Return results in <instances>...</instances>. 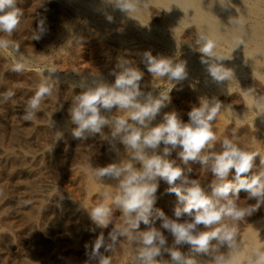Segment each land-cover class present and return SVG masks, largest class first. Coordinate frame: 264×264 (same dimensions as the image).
Returning a JSON list of instances; mask_svg holds the SVG:
<instances>
[{"label": "clouds", "instance_id": "obj_1", "mask_svg": "<svg viewBox=\"0 0 264 264\" xmlns=\"http://www.w3.org/2000/svg\"><path fill=\"white\" fill-rule=\"evenodd\" d=\"M105 2L131 18V13L147 10L150 4V0ZM17 4L18 0H0V51L8 50L14 61L11 71L21 73L29 60L20 53L19 43L11 39L23 15ZM227 4L230 0L223 5ZM107 18L111 22L112 17ZM44 31V21L40 20L32 39H40ZM241 44L239 41L238 46ZM216 47L217 41L207 32L198 33L195 50L201 53V63L207 66L215 82L230 84L235 79L234 72L222 63L230 58L218 54ZM142 62L153 80L167 81L172 87L160 90L158 95L144 91L141 85L144 72L133 61L121 58L117 65L120 71L113 72L112 83L94 79L86 87L81 84L84 90L72 97L68 109L70 121L75 125L71 131L74 139L101 134L112 147L117 141L122 144L126 153V158L118 162L102 167L88 165L93 178L101 182L109 177L117 182L111 185L114 191L102 192L99 203L85 208L97 227L112 226L107 237L101 232L90 245H85L89 260L112 264L111 254L125 240L133 253L129 264H264V245L245 241L238 227L264 206V155L236 143L235 132L233 138L224 137L216 149L218 137L213 122L224 107L217 97L201 98L199 106L188 112L187 122L172 111L154 124L171 102L173 82L187 78L186 62L154 56L151 51L142 54ZM57 71L54 66L42 70L43 79L24 107L23 120H35L42 103L52 96L58 85V79L53 77ZM246 91L254 99L256 117L264 116V94H258L255 88ZM14 95L7 90L0 94V102ZM105 127L110 129V135L102 132ZM56 133L55 141L63 136L59 131ZM177 148L178 160L171 159ZM193 163L211 175L209 182L190 177ZM160 180L167 183L166 191L177 197L171 217L155 207ZM242 190L248 194L244 200L239 196ZM250 200L255 203L249 204ZM117 212L119 221L115 222ZM141 224L147 228L141 230ZM165 232L173 238L171 246ZM183 245L189 246L187 253L180 250ZM165 254L170 259H165ZM201 256L205 259L198 258Z\"/></svg>", "mask_w": 264, "mask_h": 264}, {"label": "rangeland", "instance_id": "obj_2", "mask_svg": "<svg viewBox=\"0 0 264 264\" xmlns=\"http://www.w3.org/2000/svg\"><path fill=\"white\" fill-rule=\"evenodd\" d=\"M38 1H40V0H24V1L20 0V2L18 3L17 6H19V8H21L22 12H23V15L21 17V23L19 26L21 29L18 28V30L11 37V39L14 40V38H15L16 39L15 41L17 43H19L20 53L23 54L25 57H27L29 60V64H28V67L26 68V70L21 72V73H15V72L11 71V65L14 62L11 58V55H9L8 50L0 51V86H1L0 87V92H1L0 94H3L7 90H12L15 93V95L12 99H10L8 101H3L0 103V122H1L0 123V126H1L0 127V175H1L0 176V184H1L0 185V189H1L0 190L1 191L0 192V201L1 200L2 201H4V200L8 201V203L5 204L3 207L1 205L2 208H0V210L2 211V209H3V210L7 211V214L9 215V218L11 221V222L9 221V224H10V226H12V224H14V227H15V228H12L14 230H12V234L10 236L11 238L6 240L8 243L6 241H4V242L0 241V246H1L0 247V259H1L0 264H8V263L9 264H78V263L79 264H86V262H88V264H96V262L89 260V256L86 254L85 245L86 244L90 245L91 242L94 241L96 239V237L101 232H103L104 235L107 237V234H108L109 230H111L112 226L110 225L109 228H107L108 231H107V229H102V228L100 229L99 227H97L92 221H90L91 219L89 218L88 212L86 211L85 207L88 205V208L90 209L92 206H94L95 204H97L101 201L100 195L102 194V191L100 192L98 187L102 188L104 190L103 192L111 191V190L106 188V187H108V185L106 186L105 184H100L97 188H95L96 185L93 186L92 183L93 182L95 183L96 181L98 183L100 182L99 180H97L95 178H92V181H90L87 184L84 183V182H88V180L87 181L85 180V179H88L87 177H88V174L90 172L88 170V165L91 164L93 167H102V166L109 164L110 162L111 163L112 162H118L119 160L126 158V153L124 150V146L122 144L120 145V143L117 141V142H115V147H112V146H110L109 141L105 140L101 134H89L86 139H79V140L74 139L72 134H71V131L75 127V125L72 124L70 121L68 109L71 106L70 103H72L71 98L84 90V88H82L80 86L81 84L79 83L78 80L80 78H82L85 73L91 72V73H95V74H99V75L103 76L107 83H112L115 79L113 72L114 71L115 72L120 71V69L117 66L118 65L117 61L121 59L120 57L133 61L134 66L138 67L139 70L142 69L141 71H143V72L145 71L143 80L141 81V85H142V88L144 91H146V92L152 91L153 95H158L160 90L161 91L168 90L169 88L172 87V85H171V83H169L167 81L153 80V77L151 76L150 73L147 72L146 66L142 62V54L145 51H151L152 54L155 56L160 55V56L166 57V55L168 54L167 55L168 58H172L177 62L186 61V71L188 73V75H187L188 78H186V79H184L178 83L173 82L175 84V87H173V89L169 93V95L171 97V102L167 105V107L162 109L161 114L158 115L156 120L153 122L154 124L161 122L163 115L165 113L172 112V111L177 112L179 118L182 121L185 120L184 122H187L189 120L188 112L192 109L193 106H199L201 98L217 97L222 102L224 107L221 110L220 114L218 115L219 120L217 121V119H218L217 118L213 122V131L215 132V134L218 137V140L216 143V149L217 150L219 149L220 142L222 141V139L224 137L233 138L232 134H233V132H235L236 135L234 137V140L236 143H238L239 145H241L243 147H246L250 151H257V152L261 153V155H264V140H263V138H264V134H263L264 133V116L256 117L257 113L255 111H253V109L251 110V108H249L248 99L246 98V97H248L246 90L253 88V87L256 90L258 88V90H257L258 94H264L263 93L264 92V80H263L264 75L259 73V71L257 70V66L255 64H253L252 62H249L248 58H246L247 59L246 60L245 57H243V56H238V55L232 54L233 58L239 64H243V65H241V71L240 72H242V73L244 72V73L243 74L237 73L234 75V77L236 76V78L234 79L233 86H230L231 87V88L229 87L230 89L228 87L226 88L227 91L229 90L228 92L226 91V89H223V90H225V92L223 90H220V92L217 93L218 89L211 86L212 84H209L208 76L205 77V75H203V74H198L199 75L198 76V75H196L197 73H195V74L189 73V71H188L187 64L191 60H194V58L196 60V57H197V59H199V57L201 56V53H199L198 51L195 50V40H196V37H197L199 31L197 29L195 30L193 25L190 24L189 26H186L184 28V30L181 29L180 32H178L177 30H172L170 27L165 26L163 24L162 19L158 15H156V13H155V12H157L156 11L157 9L154 6L150 5L153 9L149 6V9H147L146 14H148L147 16L151 19L150 21L152 22V24L154 23L155 26H149V25H146V24L141 22L137 25L138 26V28H137V26H135V25L124 24L123 21L118 22V20H115V19L113 20L112 16H111L112 17L111 22L114 25H116V28H115V30L117 29L116 31L110 30V25L109 24L106 25V23H108L107 21L105 22V27L103 24L102 28L105 30L107 28L106 32L113 34L115 31L114 35H116V37H118V36L121 37V40H120L122 42V44H121V42L120 43H118L117 41L115 42L111 36L109 37L107 35H100L99 34L100 30L97 29L91 23L92 19L94 18V16L92 14H85V16H84V14L71 15L70 13H68V14L64 15L60 11H58V10H60V7L56 1L51 0L48 2L49 5H51V4L54 5L53 7L52 6L49 7L48 4H46L47 6L42 7V8L39 7ZM148 11H150V12H148ZM46 15H47V17H46ZM73 16H75V18H73ZM67 17H69L70 19ZM42 19L44 21L45 31L42 34L40 39H38V40L32 39L33 32L37 30L38 22ZM37 20H38V22H37ZM63 20H64V23H63ZM157 20L160 23L156 22ZM65 21H67V22L65 23ZM72 23H73V25H72ZM143 24L145 26H143ZM161 25L164 27H162ZM106 26H108V27H106ZM155 27H156V29H155ZM87 28H89V29H87ZM122 28H124V29L122 30ZM140 28L141 29L145 28V30H146V28H148V30L150 31L151 34L146 35L147 32L144 33L145 30H141ZM158 28H159V30H158ZM192 28H194V29H192ZM126 30L128 31V33ZM173 33H174V35H173ZM175 33L176 34L178 33V36ZM117 34H118V36H117ZM99 36L100 37L102 36V37L98 38ZM105 36L107 38H105ZM176 36H177V38H176ZM134 37H135V39H133ZM129 38H132V39H129ZM18 39H19V41H18ZM107 39H108V41L109 40L110 41L109 42L106 41ZM165 40H167L168 43ZM169 41L175 46H172V44ZM107 43H109V46L107 45ZM116 43H117V45H116ZM163 43H165V44H163ZM68 44H69V46H68ZM132 45H134L135 47ZM141 46L143 48H141ZM107 47H108V49H107ZM136 47H138V48L136 49ZM144 47L147 49H144ZM103 48L105 51L109 50V48H110V50H113V53H114V55H112V58L110 60H108L107 62L105 61V58L103 59V53H104ZM216 49L219 51H225L226 49H228V47L225 46V48H224V46L219 45L216 47ZM70 50H72V52H70ZM74 51H77V52H74ZM67 52H69V53H67ZM28 53H30V55ZM35 54L40 55L39 57H41V58H39L38 56H35ZM113 56H114V58H113ZM237 56L240 59L237 58ZM43 57H44V59H43ZM72 57H74V58H72ZM38 58L40 60H38ZM72 60L73 61L75 60L74 64L77 66L76 67L78 70L77 72L70 70V67L74 66ZM187 61H188V63H187ZM30 62H31V64H30ZM69 62L71 65H69ZM105 62L108 65V69L107 70H101L102 65L105 64ZM249 63H250V65H249ZM51 66H54L58 70V72H56L58 75H54V74H56V73H54L53 77L55 76L56 79H58L59 84L57 85L52 96L47 97L45 99V101L42 103L41 111H40V113L37 114L36 119L32 120V121H25L22 119L24 107L27 104L28 100L31 98V96L34 94L33 92H35L37 86L41 82L40 80L43 79L42 69H45V68L51 67ZM89 68H91V70ZM252 69H254V71H252ZM255 69L257 70V72ZM46 73H47V71H45V75H47ZM64 73L66 74V76ZM192 74H194V75H192ZM242 75L244 76V78ZM259 76H260V78H259ZM57 77H59V78H57ZM6 78H8V79H6ZM210 79H212V77ZM236 79H237V81H236ZM243 81H244V83H243ZM22 82H23V84H22ZM213 82H214V80H213ZM258 82H260V83H258ZM24 83H25V86H23ZM91 83H92V81L90 80L89 85ZM214 84H217V83L214 82ZM73 85H75V87H73ZM153 85L157 86V87H153ZM248 85H249V87H248ZM246 86L248 87L247 89H246ZM258 86L259 87L261 86L260 87L261 89H259ZM27 89H29V90H27ZM241 89H242V92H244V91L246 92V93L244 92L246 97H244V93H242V92L240 93ZM62 97H64V98H62ZM66 103L67 104L69 103V104L67 105ZM56 104H58V105H56ZM242 104H243V106H242ZM62 105H64V107L66 106L67 109L62 107ZM245 105H246V107H245ZM6 106L7 107L9 106V107L7 108ZM46 107H47V109H46ZM235 109H236V111H234ZM241 109L244 111H241ZM115 111H116V109H113V112H115ZM237 111H239V113ZM240 112H242V113H240ZM42 116H44V117H42ZM53 116L55 117V119L57 118V120H54ZM236 116H237V118H236ZM220 120L222 121L223 124L220 123ZM56 122L60 123V124H56ZM30 124L32 127L30 126ZM245 125H247V126H245ZM18 126L20 127V129L18 128ZM233 127H235V128H233ZM14 129L15 130L19 129L20 131L19 130L15 131ZM259 129H261V132L257 131ZM58 131H60L63 134V136L60 140L55 141L56 135H57L56 132H58ZM8 132H10V133H8ZM35 132L36 133L38 132V133L36 134ZM102 132L104 134L110 135V129L108 127H105L102 130ZM6 133H8V134H6ZM15 133L17 135L14 136ZM18 133L20 134L21 137L18 135ZM260 133H262L261 134L262 137H259ZM23 136H24V138H23ZM255 136L258 137V139H256ZM259 139H261V140H259ZM6 140H7V142H6ZM74 140H76V141H74ZM81 140H83V141H81ZM20 145H21V147H20ZM22 146L25 148H23ZM162 147H163V145H161V148ZM252 147L255 149H253ZM250 148H252V150ZM7 149H9V150H7ZM23 150H29V151H35L36 150V153L38 154V155L36 154L37 156L33 158L35 161L33 159L24 160L26 163L32 162L30 164L32 167V171L27 173V178H26L27 180L25 181L26 182L25 184L28 185V183H30V184H34V186H36V185L40 184L42 182V180H44L46 178H50L61 189L65 190V188H66L65 191L67 193H69V196L77 202L75 206H77L78 210L76 209L75 206L72 208L62 206L60 203H58V201L56 199V198H58V196L57 197L55 196L51 200L48 199L44 204L45 206L43 207V214H45V213L46 214L44 215L45 217L43 218V221L41 223L44 225L41 226V225H39V223L37 225H36V223H34V224H31V227H33L32 229L28 226L27 230L24 231V228L26 229V227L24 226L26 223L25 221L28 219H27V215H22V214H25V212H26V214H28L27 211L34 213L33 210H35V207L29 206V204L24 205L22 200L21 201L19 200V196L24 195V194H22L24 192V188H23V186H21L23 189H21V187L18 189L16 186H14V184H15L14 179L9 177L11 175L10 172L13 171L12 169L16 165V163L18 164V162L20 163L21 161L24 162L23 160H21L22 158H19V157H21V152ZM179 150L180 149L177 148L175 151H173L170 158L178 160L177 153ZM1 163H2V165H1ZM8 166H10V167H8ZM137 166H139V165H137ZM190 166L193 169L192 173L190 174L191 178H199L202 183H207V180H208V182H209V180H211V175L206 170L201 169V166L198 163H193ZM75 167H77V168L81 167V169L85 168L83 170L84 171L86 170L85 172H87L86 173L87 176L86 175H84L82 177L80 176L77 179L73 180V175L70 174L69 171L72 172L73 168H75ZM89 175H92V174L90 173ZM68 178H70V179H68ZM3 179H5V180H3ZM79 180H83V182L82 181L81 182L84 184H80L81 182ZM97 182H96V184H97ZM159 183H163V184H159L158 190L156 192L157 201H156L155 207L158 209H161L166 215L171 217L173 215L174 208L178 202L177 197L175 194H171V193H168L166 191L168 188V185L165 181L160 180ZM4 184L6 185V188H5ZM9 185H10V187H9ZM80 188H82V189H80ZM94 188L96 189L95 191H94ZM11 189H14V190H11ZM5 190H10L9 191L10 195H11L10 197L8 194L9 192L5 191ZM6 194H8V195H6ZM247 195H248L247 192H245L243 190L239 193L241 200H244L247 197ZM54 198H55L56 203L54 202ZM20 203H23V204H20ZM243 203L244 202L241 201V204H243ZM248 203L252 204V203H255V201L250 200V201H248ZM82 204H84V205H82ZM78 205L82 209L81 208L79 209ZM13 206L15 207V209L13 208ZM74 208L77 211H79L81 214H79V213L76 214ZM49 210L51 212L52 211L53 212L51 213ZM257 212H255L253 214V216L251 215V216L246 217L245 221L240 222L238 227H239V231H240V228H242L243 226L245 227L248 223H251L252 221H255L256 224L258 225L257 227H260L258 229H259V233H260L259 239H261L262 235H264V231H263L264 230V227H263L264 226V206H262ZM19 213H21V214H19ZM54 215L56 216V219H54L55 218ZM119 215H120L119 212H117L116 213L117 217H116L115 222L119 221V217H118ZM66 216H68V217L65 218ZM255 216H258V217H255ZM23 217H25V218H23ZM74 217L77 218L78 220L74 219ZM86 217H87V219H85ZM253 218H255V220ZM258 218H261V219L259 220ZM51 219H54V220H51ZM62 219L64 221H66V223H64V221H62ZM55 220H57V221H55ZM74 221H75V223H74ZM81 221L83 222V224ZM18 223H22V224H18ZM27 223H28V221H27ZM43 226L45 227V232L43 231ZM156 226L157 227L159 226L158 220L156 221ZM140 227H141V230H145L147 228V226H145L144 224H141ZM261 227H263V228H261ZM73 228H74V230H73ZM28 229H31V230L28 231ZM87 229H88V231H87ZM33 230H34V232H33ZM38 230L40 231V233ZM35 231H36V233H35ZM41 231H43L44 233ZM62 231H64V233ZM65 231L66 232L69 231V233H65ZM30 233H32V234L30 235ZM33 233H35V237H37L38 239L37 238L33 239V236H34ZM97 233H98V235H97ZM20 235H23V236L20 237ZM165 235L168 237V241H167L168 245L171 246L173 244V238L167 232H165ZM77 237H79L80 239ZM263 238H264V236H263ZM44 240H45V242H44ZM54 240H56V241H54ZM263 240L264 239L260 240L261 242L259 243V245H262V244L264 245ZM24 245H26V246H24ZM50 247H51V249H50ZM37 248H39V251ZM68 250H70V251H68ZM180 250L182 252L187 253L189 251V246L188 245L180 246ZM89 251H90V249H89ZM132 254H133L132 249H131V247H129L127 241L121 240L120 243L117 245L116 251L111 254L112 263L113 264H124V263L129 264L130 257L132 256ZM126 256H128V257H126ZM27 257H29V258H27ZM32 257H34V258H32ZM69 257H72V258H69ZM164 258L170 259V257L167 254L164 255ZM198 258L199 259H201V258L205 259L203 256L198 257ZM27 261L28 262L30 261V263H28ZM67 261L70 263H68Z\"/></svg>", "mask_w": 264, "mask_h": 264}, {"label": "bare ground", "instance_id": "obj_3", "mask_svg": "<svg viewBox=\"0 0 264 264\" xmlns=\"http://www.w3.org/2000/svg\"><path fill=\"white\" fill-rule=\"evenodd\" d=\"M24 1V0H23ZM51 1V0H40L38 1L39 2V7L42 8V7H46L48 4V2ZM56 1L58 4H59V7H60V11L62 14L66 15L68 13H70L71 15H80V14H92L94 16V18L92 19V25H94L97 29L100 30L99 34L100 35H107V36H111L112 39L118 43H120L121 41V37L114 35L115 31V28H116V25H114L112 22H110L108 20V16H112L113 17V20H118L119 21H123L124 24H127V25H135L137 26L139 23H144L146 25H149V26H155V24L150 21L151 19L147 16L148 14H146V11L147 10H144L142 12H135V13H131L130 15L133 17H129L127 15H125L124 13L120 12L119 10L117 9H114L110 4L106 3L105 0H54ZM20 2V0H18V3ZM226 0H150V4L149 6H154L157 10L156 15H158L162 21H163V24L165 26H168L170 27L172 30H177L178 32H180L181 29L184 30V28L186 26H189L190 24L194 26L195 30L197 29L199 32L201 31H205L207 32L212 38H214L216 41H217V46L219 45H222L224 46H227L228 49H226L225 51H219L216 49V52L218 54H220L221 56H224V57H229L230 59H225L222 61L223 65L226 67V68H230L233 70L234 72V75L235 74H241L242 72L241 71V65L243 64H239L232 56V54H235V55H238V56H243L246 58H248L249 62H252L253 64H255L257 66V70L259 71L260 74L264 75V0H230V4H227V5H223L225 4ZM30 3V2H29ZM36 3V2H35ZM51 3V2H50ZM18 5V4H17ZM35 5V4H34ZM29 6V5H28ZM48 6H54V5H49ZM150 6V7H151ZM19 7V6H17ZM152 8V7H151ZM149 9V8H148ZM153 9V8H152ZM45 11V10H44ZM53 11V10H52ZM150 12V11H148ZM154 12V11H153ZM42 13V12H41ZM39 15V14H38ZM43 15V14H42ZM63 15V16H64ZM91 15V16H92ZM148 17H146V16ZM155 16V15H154ZM47 17V15H46ZM144 17V18H143ZM157 17V16H156ZM35 18V17H34ZM42 18V17H41ZM69 18V17H67ZM72 18V17H71ZM73 18H75V16H73ZM143 18V19H142ZM159 18V19H160ZM63 19V18H62ZM66 19V18H65ZM70 19V18H69ZM91 19V18H90ZM149 19V20H148ZM154 19V18H153ZM158 19V18H157ZM43 20V19H42ZM67 20V19H66ZM108 22L106 23V25H110V30H115L113 34H110L108 32H106L105 29H103V24H104V27H105V22ZM30 22V21H29ZM38 22V20H37ZM67 21H65L66 23ZM74 22V21H73ZM114 22V21H113ZM156 22H159L158 20ZM63 23H64V20H63ZM87 23V22H86ZM89 23V22H88ZM160 23V22H159ZM52 24V23H51ZM143 24V26H145ZM73 25V23H72ZM120 25V24H119ZM20 26V25H19ZM27 26V25H26ZM158 26V25H157ZM162 26V25H161ZM88 27V26H87ZM94 27V28H95ZM108 27V26H106ZM119 27V26H118ZM130 27V26H129ZM141 27V26H140ZM164 27V26H162ZM20 28V27H19ZM72 28V27H71ZM93 28V27H92ZM91 28V29H92ZM95 28V29H96ZM138 28V26H137ZM151 28V27H150ZM192 28V29H194ZM21 29V28H20ZM19 29V30H20ZM24 29V28H23ZM22 29V30H23ZM84 29V28H83ZM89 29V28H87ZM124 28H122L123 30ZM141 29V28H140ZM156 29V27H155ZM141 30H145L144 29H141ZM159 30V28H158ZM164 30V29H163ZM127 31V30H126ZM72 32V31H71ZM93 32V31H92ZM144 32V31H143ZM147 32V33H146ZM171 32V31H170ZM174 32V31H173ZM185 32V31H184ZM69 33V32H68ZM95 33V32H94ZM119 33V32H118ZM124 33V32H123ZM128 33V31H127ZM146 35L148 34H151L150 31L148 30V28H146L145 32ZM78 34V33H77ZM76 34V35H77ZM109 34V35H108ZM176 34V33H175ZM98 35V34H97ZM144 35V34H143ZM171 35V34H170ZM174 35V33H173ZM178 36V33L176 34ZM176 36V38H177ZM97 37V36H96ZM102 37V36H101ZM100 36L98 38H101ZM131 37V36H130ZM94 38V37H93ZM97 38V39H98ZM104 38V37H103ZM105 38H107L105 36ZM104 38V39H105ZM159 38V37H158ZM163 38V37H162ZM103 39V40H104ZM129 39H132V38H129ZM135 39V37L133 38ZM14 40H16L14 38ZM102 40V41H103ZM179 40V39H178ZM19 41V39H18ZM108 41V39L106 40ZM110 41V40H109ZM108 41V42H109ZM126 41V40H125ZM128 41V40H127ZM164 41V40H163ZM167 42V40H165ZM239 41H242L243 44L239 45L238 46V42ZM72 42V41H71ZM101 42V41H100ZM155 42V41H154ZM170 42V41H169ZM187 42V41H186ZM22 43V42H21ZM104 43V42H103ZM168 43V42H167ZM171 43V42H170ZM111 44V43H110ZM122 44V42H121ZM127 44V43H126ZM133 44V43H132ZM137 44V43H136ZM165 44V43H163ZM172 44V43H171ZM182 44V43H181ZM186 44V43H185ZM101 45V44H100ZM106 45V44H105ZM107 45L109 46V43H107ZM115 45V44H114ZM117 45V43H116ZM63 46V45H62ZM69 46V44H68ZM127 46V45H126ZM134 46V45H132ZM172 46H175L172 44ZM26 47V46H25ZM103 47V46H102ZM116 47V46H115ZM135 47V46H134ZM27 48V47H26ZM138 47H136L137 49ZM141 48H143L141 46ZM29 49V48H28ZM108 49V47H107ZM123 49V48H122ZM129 49V48H128ZM134 49V48H133ZM144 49H147L144 47ZM62 50V49H61ZM135 50V49H134ZM78 51V50H77ZM77 51H74V52H77ZM103 59L105 58V61L107 62L108 60H110L112 58V55H114L113 53V50H104L103 48ZM102 51V52H103ZM130 51V50H129ZM26 52V51H25ZM70 52H72V50H70ZM101 52V51H100ZM138 52V51H137ZM156 52V51H155ZM23 53V52H22ZM69 53V52H67ZM129 53V52H128ZM131 53V52H130ZM136 53V52H135ZM142 53V52H141ZM162 53V52H161ZM167 53V52H166ZM186 53V52H185ZM30 55V53H28ZM72 54V53H71ZM160 54V53H159ZM165 54V53H164ZM189 54V53H188ZM34 55V54H33ZM139 55V54H138ZM157 55V54H156ZM166 55V54H165ZM168 55V54H167ZM166 55V57H167ZM35 56H40V55H36ZM42 56V55H41ZM102 56V55H101ZM116 56V55H115ZM155 56V55H154ZM172 56V55H171ZM237 56V58H239ZM6 57V56H5ZM125 57V56H124ZM199 57V56H198ZM41 58V57H39ZM38 58V60H40ZM74 58V57H72ZM114 58V56H113ZM122 58V57H120ZM129 58V57H128ZM242 58V57H241ZM44 59V57H43ZM183 59V58H182ZM240 59V58H239ZM116 60V59H115ZM247 60V59H246ZM4 61V60H3ZM43 61V60H42ZM54 61V60H53ZM73 61V60H72ZM75 61V60H74ZM73 61V64L75 63ZM113 61V60H112ZM103 62V61H102ZM103 64L102 65V69L101 70H107L108 69V65L106 64ZM118 62V61H117ZM141 62V61H140ZM186 62V61H185ZM243 62V61H242ZM36 63V62H35ZM188 63V61H187ZM251 63V64H252ZM31 64V62H30ZM139 64V63H138ZM245 64V63H244ZM39 65V64H38ZM69 65L70 62H69ZM68 65V66H69ZM246 65V64H245ZM250 65V63H249ZM36 67V66H35ZM64 67V66H63ZM70 67V66H69ZM68 67V68H69ZM77 66L74 64V66H71L70 67V70L71 71H78ZM136 67V66H135ZM187 67H188V71L189 73H197L196 75L198 74H203L206 76H208V81H209V84H212L211 86L217 88V93L220 92V90H223V89H226L227 87L229 88L230 86H233V83H234V79L231 81V83L229 84L228 81H223V82H220V83H217V84H214L213 80L210 79L211 76L209 75L208 71H207V66L202 64L201 63V56L199 57V59H197L196 57V60L194 58V60H191L188 64H187ZM67 68V69H68ZM115 68V67H114ZM138 68V67H137ZM249 68V67H248ZM37 69V68H36ZM91 70V68H89ZM141 69V68H140ZM40 70V69H39ZM43 70V69H42ZM142 70V69H141ZM256 70V69H255ZM256 70V72H257ZM70 71V72H71ZM95 71V70H94ZM252 71H254V69H252ZM2 72V71H1ZM58 72V71H57ZM96 72V71H95ZM143 72V71H142ZM145 72V71H144ZM240 72V73H239ZM79 73V72H78ZM82 73V72H81ZM244 73V72H243ZM242 73V74H243ZM249 73V72H248ZM37 74V73H36ZM47 74V73H46ZM65 74V73H64ZM192 74V75H194ZM256 74V73H255ZM259 74V75H260ZM54 75H58L57 73L54 74ZM69 75V74H68ZM67 75V76H68ZM190 75V74H189ZM247 75V74H246ZM66 76V74H65ZM73 76V75H72ZM191 76V75H190ZM199 76V75H198ZM243 76V75H242ZM257 76V75H256ZM55 77V76H54ZM71 77V76H70ZM107 77V76H106ZM56 78V77H55ZM59 78V77H57ZM66 78V77H65ZM188 78V77H187ZM236 78V76H235ZM244 78V76H243ZM260 78V76H259ZM262 78V77H261ZM2 79V78H1ZM8 79V78H6ZM94 79H102L103 81L106 82L105 78L99 74H95V73H85L84 76L82 78H80L78 81L80 84H84L85 86L89 85L90 83V80L93 81ZM263 79V78H262ZM40 80V79H39ZM70 80V79H69ZM264 80V79H263ZM41 81V80H40ZM237 81V79H236ZM235 81V82H236ZM156 82V81H155ZM38 83V82H37ZM208 83V82H207ZM244 83V81H243ZM260 83V82H258ZM23 84V82H22ZM59 84V83H58ZM69 84V83H68ZM67 84V85H68ZM207 85V84H206ZM25 86V83L24 85ZM81 86V85H80ZM236 86V85H235ZM1 87V86H0ZM202 87V86H201ZM245 87V86H244ZM249 87V85H248ZM246 86V89L248 88ZM259 87V86H258ZM261 87V86H260ZM259 87V89H261ZM18 88V87H17ZM30 88V87H29ZM35 88V87H34ZM190 88V87H189ZM200 88V87H199ZM231 88V87H230ZM229 88V89H230ZM254 88V87H253ZM263 88V87H262ZM16 89V88H15ZM26 89V88H25ZM37 89V88H36ZM29 90V89H27ZM258 90V88H257ZM3 91V90H2ZM16 91V90H15ZM225 92V90H223ZM227 91V89H226ZM229 91V90H228ZM227 91V92H228ZM21 92V91H20ZM222 92V91H221ZM242 92V89L240 91V93ZM245 92V91H244ZM242 92V93H244ZM260 92V91H259ZM1 93V92H0ZM3 93V92H2ZM34 93V92H33ZM58 93V92H57ZM190 93V92H189ZM246 93V92H245ZM245 93H244V97L245 96ZM264 93V92H263ZM55 94V93H54ZM77 94V93H76ZM201 96V95H200ZM242 96V95H241ZM21 97V96H20ZM27 97V96H26ZM197 97V96H196ZM199 97V96H198ZM54 98V97H53ZM64 98V97H62ZM70 98V97H69ZM212 98V97H211ZM248 99V106L249 108H251V110L253 109V105H254V99L252 96L248 95V97H246ZM72 99V98H71ZM62 102V101H61ZM70 102V101H69ZM1 103V102H0ZM11 103V102H10ZM50 103V102H49ZM19 104V103H18ZM67 104V103H66ZM69 104V103H68ZM67 104V105H68ZM71 104V103H70ZM48 105V104H47ZM58 105V104H56ZM243 106V104H242ZM247 106V107H248ZM7 107V106H6ZM5 107V108H6ZM9 107V106H8ZM7 107V108H8ZM19 107V106H18ZM17 107V108H18ZM58 107V106H57ZM62 107H64V105H62ZM68 107V106H67ZM227 107V106H226ZM235 107V106H234ZM246 107V105H245ZM6 108V109H7ZM56 108V107H55ZM59 108V107H58ZM66 108V106L64 107ZM70 108V107H69ZM22 109V108H21ZM47 109V107H46ZM52 109V108H51ZM67 109V108H66ZM243 109V108H242ZM241 111H244L242 110ZM246 109V108H245ZM9 110V109H8ZM230 111V110H229ZM228 111V112H229ZM236 111V109L234 110ZM249 111V110H248ZM254 111V110H253ZM14 112V111H13ZM21 112V111H20ZM48 112V111H47ZM50 112V111H49ZM239 113V111H237ZM256 112V111H255ZM3 113V112H2ZM19 113V112H18ZM17 113V114H18ZM40 113V112H39ZM233 113V112H232ZM231 113V114H232ZM242 113V112H240ZM257 113V112H256ZM7 115V114H6ZM65 116V115H64ZM44 117V116H42ZM54 117V116H53ZM234 117V116H233ZM15 118V117H14ZM40 118V117H39ZM38 118V119H39ZM217 121L219 120V117H217ZM225 118V117H224ZM237 118V116H236ZM240 118V117H239ZM238 118V119H239ZM19 119V118H18ZM43 119V118H42ZM54 120H57V118L55 119V117L53 118ZM225 120V119H224ZM185 121V120H184ZM50 122V121H49ZM54 122V121H53ZM59 122V121H58ZM1 123V122H0ZM7 123V122H6ZM47 123V122H46ZM67 123V122H66ZM220 123H222V121L220 120ZM236 123V122H235ZM252 123V122H251ZM56 124H60V123H57ZM5 125V124H4ZM234 125V124H233ZM242 125V124H241ZM6 126V125H5ZM20 126V125H19ZM18 126V128L20 129V127ZM24 126V125H23ZM31 126V124H30ZM247 126V125H245ZM1 127V126H0ZM22 127V126H21ZM32 127V126H31ZM45 127V126H44ZM222 128V127H221ZM220 128V129H221ZM235 128V127H233ZM250 128V127H249ZM248 128V129H249ZM12 129V128H11ZM16 129V128H15ZM14 129V130H15ZM17 129V130H19ZM56 129V128H55ZM65 129V128H64ZM15 130V131H17ZM33 130V129H32ZM13 131V130H12ZM11 131V132H12ZM20 131V130H19ZM25 131V130H24ZM23 131V132H24ZM29 131V130H28ZM243 131V130H242ZM257 131H260L261 132V129L257 130ZM40 132V131H39ZM60 132V131H59ZM68 132V131H67ZM228 132V131H227ZM10 133V132H8ZM6 133V134H8ZM13 133V132H12ZM20 133V132H19ZM18 133V135L20 136V134ZM36 133V132H35ZM38 133V132H37ZM36 133V134H37ZM43 133V132H42ZM65 133V132H64ZM26 134V133H25ZM34 134V133H33ZM32 134V135H33ZM225 134V133H224ZM232 134V133H231ZM262 133H260L259 137H262L261 136ZM264 134V133H263ZM10 135V134H9ZM17 135L16 133L14 134V136ZM23 135V134H22ZM11 136V135H10ZM69 136V135H68ZM254 136V135H253ZM12 137V136H11ZM21 137V136H20ZM256 137V136H255ZM10 138V137H9ZM14 138V137H13ZM12 138V139H13ZM24 138V136H23ZM254 138V137H253ZM7 139V138H6ZM242 139V138H241ZM256 139H258V137H256ZM255 139V140H256ZM4 140V139H3ZM14 140V139H13ZM79 140V139H77ZM261 140V139H259ZM258 140V141H259ZM264 140V138H263ZM11 141V140H10ZM22 141V140H21ZM76 141V140H74ZM83 141V140H81ZM7 142V140H6ZM257 142V141H256ZM31 143V142H30ZM66 143V142H65ZM10 144V143H9ZM254 144V143H253ZM256 144V143H255ZM3 145V144H2ZM22 145V144H21ZM20 145V147H21ZM29 145V144H28ZM81 145V144H80ZM121 145V144H120ZM250 145V144H249ZM257 145V144H256ZM16 146V145H15ZM261 146V145H260ZM23 147V146H22ZM118 147V146H117ZM257 147V146H256ZM25 148V147H23ZM253 148V147H252ZM252 148H250L252 150ZM255 149V148H253ZM9 150V149H7ZM38 150V149H37ZM260 150V149H259ZM43 151V150H42ZM38 152V151H37ZM47 152V151H46ZM49 152V151H48ZM12 153V152H11ZM85 153V152H84ZM36 150L35 151H29V150H23L21 152V157L19 158H22L21 160H26V159H33L34 157H36ZM46 154V153H45ZM12 155V154H11ZM15 155V154H14ZM49 156V155H48ZM121 156V155H120ZM39 157V156H38ZM55 157V156H54ZM58 157V156H57ZM56 157V158H57ZM5 158V157H4ZM50 159V158H49ZM15 160V159H14ZM34 160V159H33ZM51 160V159H50ZM59 160V159H58ZM10 161V160H9ZM35 161V160H34ZM32 163V162H31ZM31 163H26L25 161L24 162H18V164L16 163V165L13 167V171H11V175L9 176L10 178H13L14 179V186H16L18 189L23 186L24 188V192L22 194V196H19V200L24 203V205H28L29 206H34L35 207V210L34 213L32 212H28V214H22V215H27V219L25 222L28 223L26 224L25 223V227L26 229L24 228V231L27 230L28 226L32 229L33 227H31V224H34L36 223V225L39 223V225H44V224H41L42 221H43V218L45 217L44 215L46 214H43V207L45 206V202L48 200V199H52L53 197H57V201L58 203H60L62 206H66V207H74L76 205V201L71 198L69 196V193H67L64 189H61L53 180H51L50 178H46L44 180H42V182L36 186H34V184H30L28 183V185H26L25 181L27 180V173L31 172L32 171V167H31ZM111 163V162H110ZM2 165V163H1ZM49 165V164H48ZM11 166V165H10ZM8 166V167H10ZM35 166V165H34ZM33 166V167H34ZM74 167V166H73ZM36 169V168H35ZM50 169V168H49ZM85 169V168H83ZM83 169L80 168H73V171H69L70 174L73 175V180L74 179H77L78 177H82L84 175L87 176V172H85ZM6 170V169H5ZM51 171V170H50ZM68 172V171H67ZM89 172V171H88ZM91 172H89L90 174ZM2 174V173H1ZM8 174V173H7ZM65 174V173H64ZM88 174V179H85L86 181L88 180V182H84V183H89L90 181H92V178L93 176L92 175H89ZM1 176V175H0ZM5 177V176H4ZM7 178V177H6ZM72 178V177H71ZM70 179V178H68ZM5 180V179H3ZM31 180V179H30ZM205 180V179H204ZM80 182L83 180H79ZM78 181V182H79ZM210 181V180H209ZM11 182V181H10ZM32 182V181H31ZM72 182V181H71ZM80 183V184H84V183ZM97 182V181H96ZM96 182L92 183L93 186L96 185L95 188H97L100 184H105L106 186L108 185V189H110L111 191H114V188L112 186H114L117 182L114 181L113 179L109 178V177H105L102 179L101 182ZM208 182V180H207ZM8 183V182H7ZM33 183V182H32ZM35 183V182H34ZM77 183V182H76ZM164 183V182H163ZM163 183H159V184H163ZM10 184V183H9ZM30 184V185H29ZM74 184V183H73ZM78 184V183H77ZM1 185V184H0ZM13 185V184H12ZM79 185V184H78ZM112 185V186H111ZM5 188H6V185L4 184ZM92 186V185H91ZM90 186V187H91ZM103 186V185H102ZM101 186V187H102ZM163 186V185H162ZM10 187V185H9ZM12 187V186H11ZM84 187V186H83ZM13 188V187H12ZM21 187V189H23ZM94 188V191L96 190ZM105 188V187H104ZM105 188V189H106ZM16 189V188H15ZM82 189V188H80ZM98 189L100 190V192L104 191L102 188H99ZM1 190V189H0ZM11 190H14V189H11ZM88 190V189H87ZM92 190V189H91ZM5 191H10V190H5ZM18 191V190H17ZM1 192V191H0ZM88 192V191H87ZM91 192V191H90ZM159 192V191H158ZM7 193V192H6ZM96 193V192H95ZM9 194V197L11 196L10 195V192L8 193ZM6 194V195H8ZM16 194V193H15ZM88 196V195H87ZM101 196V195H100ZM162 196V195H161ZM5 197V196H4ZM86 197V196H85ZM8 198V197H7ZM78 198V197H77ZM5 199V198H4ZM79 199V198H78ZM8 200V199H7ZM11 201V200H10ZM19 201V202H20ZM52 202V201H51ZM54 202H55V198H54ZM2 203V204H1ZM8 201H0V208H2L5 204H7ZM23 203H20V204H23ZM56 203V202H55ZM2 205V207H1ZM54 205V204H53ZM58 205V204H57ZM84 205V204H82ZM8 206V205H7ZM10 206V205H9ZM79 206V205H78ZM76 209H77V206H75ZM13 208L15 209V207L13 206ZM21 208V207H20ZM33 208V207H32ZM81 207L79 206V209ZM84 208V207H83ZM85 208H88V205L85 207ZM6 209V208H5ZM18 209V208H17ZM75 208V213L76 214H81L79 211H77ZM82 209V208H81ZM21 210V209H20ZM60 210V209H59ZM65 210V209H64ZM50 211V210H49ZM51 212V211H50ZM53 212V211H52ZM51 212V213H52ZM60 212V211H59ZM65 212V211H64ZM16 213V212H15ZM61 213V212H60ZM74 213V212H73ZM72 213V214H73ZM258 213V212H257ZM21 214V213H19ZM54 214V213H53ZM56 214V213H55ZM50 215V214H49ZM69 215V214H68ZM75 215V214H74ZM256 215V214H255ZM262 215V214H261ZM21 216V215H20ZM55 216V215H54ZM253 216V215H252ZM259 216V215H258ZM258 216H255V217H258ZM68 216H66L65 218H67ZM80 217V216H79ZM84 217V216H83ZM14 218V217H13ZM18 218V217H17ZM25 218V217H23ZM63 218V217H62ZM90 218V217H89ZM252 218V217H251ZM56 219V216L55 218ZM54 219H51V220H54ZM59 219V218H58ZM74 219L78 220L77 218L74 217ZM73 219V220H74ZM87 219V217L85 218ZM255 220V218H253ZM259 220L261 218H258ZM12 220V219H11ZM72 220V219H71ZM257 220V219H256ZM9 221H10V218H9V215L7 214V211L6 210H3L2 211L0 210V241H6L7 239H10L11 237V234H12V228H15L14 227V224H12V226H10L9 224ZM22 221V220H21ZM57 221V220H55ZM61 221V220H60ZM62 221H64L62 219ZM91 221V220H90ZM11 222V221H10ZM13 222V221H12ZM82 222V221H81ZM247 222V221H246ZM258 222V221H257ZM262 222V221H261ZM8 223V224H7ZM23 223V222H22ZM22 223H18V224H22ZM64 223H66V221H64ZM75 223V221H74ZM77 223V222H76ZM245 223V222H244ZM248 223V222H247ZM83 224V222H82ZM86 224V223H85ZM84 224V225H85ZM91 224V223H90ZM263 224V223H262ZM17 225V224H16ZM35 225V226H36ZM65 225V224H64ZM63 225V226H64ZM78 225V224H77ZM83 225V226H84ZM244 225V224H243ZM20 226V225H19ZM23 226V227H24ZM79 226V225H78ZM258 225L256 224L255 221H252L251 223H248L245 227L241 226L242 228H240V236L247 242H250L251 244H255V245H259V243L261 242L260 240L261 239H264L262 235V238L259 239V229L260 227H257ZM261 226V225H260ZM18 227V226H17ZM62 227V226H61ZM90 227V226H89ZM264 227V226H263ZM261 227V228H263ZM22 229V228H21ZM31 229H28L31 230ZM36 229V228H35ZM34 229V230H35ZM101 229V228H100ZM33 230V232H34ZM74 230V228H73ZM22 231V230H21ZM39 231V230H38ZM43 231L45 232V227L43 226ZM41 231V232H43ZM85 231V230H84ZM88 231V229H87ZM108 231V229H107ZM110 231V230H109ZM264 231V230H263ZM32 232V231H31ZM43 232V233H44ZM64 233V231H62ZM106 232V231H105ZM29 233V232H28ZM36 233V231H35ZM35 233H33V239L34 238H37L35 237ZM40 233V231H39ZM65 233H69V231H65ZM71 233V232H70ZM75 233V232H74ZM32 233H30L31 235ZM38 234V233H37ZM80 234V233H79ZM107 234V233H106ZM17 235V234H16ZM28 235V234H27ZM39 235V234H38ZM98 235V233H97ZM108 235V234H107ZM23 236V235H20V237ZM42 236V235H41ZM62 236V235H61ZM78 236V235H77ZM25 237V236H24ZM74 237V236H73ZM83 237V236H82ZM261 237V236H260ZM32 238V237H31ZM30 238V239H31ZM54 238V237H53ZM79 238V237H77ZM38 239V238H37ZM80 239V238H79ZM83 239V238H82ZM61 240V239H60ZM91 240V239H90ZM10 241V240H9ZM23 241V240H22ZM56 241V240H54ZM7 242V241H6ZM45 242V240H44ZM48 242V241H47ZM264 242V240H263ZM8 243V242H7ZM60 244V243H59ZM3 245V244H2ZM7 245V244H6ZM39 245V244H38ZM51 245V244H50ZM49 245V246H50ZM68 245V244H67ZM73 245V244H72ZM76 245V244H75ZM263 245V244H262ZM26 246V245H24ZM47 246V245H46ZM1 247V246H0ZM34 247V246H33ZM48 247V246H47ZM55 247V246H54ZM76 247V246H75ZM80 247V246H79ZM124 247V246H123ZM126 247V246H125ZM25 248V247H24ZM27 248V247H26ZM64 248V247H63ZM12 249V248H11ZM38 251H39V248H37ZM51 249V247H50ZM61 249V248H60ZM73 249V248H72ZM183 249V248H182ZM34 250V249H33ZM49 250V249H48ZM224 251H226L227 249H223ZM70 251V250H68ZM124 251V250H123ZM126 251V250H125ZM48 253V252H47ZM128 253V252H127ZM121 254V253H120ZM6 255V254H5ZM47 255V254H46ZM50 255V254H49ZM73 255V254H72ZM123 255V254H122ZM38 257V256H37ZM128 257V256H126ZM13 258V257H12ZM29 258V257H27ZM34 258V257H32ZM68 258V257H67ZM69 258H72V257H69ZM122 258V257H121ZM205 258V257H204ZM45 259V258H44ZM50 259V258H49ZM64 259V258H63ZM124 259V258H123ZM126 259V258H125ZM202 259V258H201ZM241 259H242V256H241ZM1 260V259H0ZM20 260V259H19ZM23 260V259H22ZM67 260V259H66ZM79 260V259H78ZM77 260V261H78ZM120 260V259H119ZM118 260V261H119ZM69 261V260H68ZM67 261V262H68ZM80 261V260H79ZM82 261V260H81ZM85 261V260H84ZM26 262V261H25ZM28 262V261H27ZM72 262V261H71ZM83 262V261H82ZM81 262V263H82ZM95 262V261H94ZM127 262V261H126ZM4 263V262H3ZM24 263V262H23ZM30 263V261L28 262ZM70 263V262H68ZM9 264V263H8ZM79 264V263H78ZM113 264V263H112ZM125 264V263H124Z\"/></svg>", "mask_w": 264, "mask_h": 264}]
</instances>
